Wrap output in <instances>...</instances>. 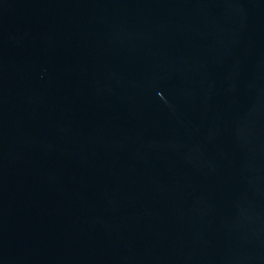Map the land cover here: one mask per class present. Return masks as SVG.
Returning a JSON list of instances; mask_svg holds the SVG:
<instances>
[{"label":"water","instance_id":"obj_1","mask_svg":"<svg viewBox=\"0 0 264 264\" xmlns=\"http://www.w3.org/2000/svg\"><path fill=\"white\" fill-rule=\"evenodd\" d=\"M0 264H264V0H0Z\"/></svg>","mask_w":264,"mask_h":264}]
</instances>
